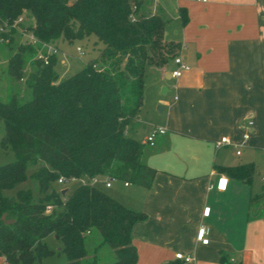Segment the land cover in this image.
<instances>
[{
  "label": "trees",
  "instance_id": "obj_1",
  "mask_svg": "<svg viewBox=\"0 0 264 264\" xmlns=\"http://www.w3.org/2000/svg\"><path fill=\"white\" fill-rule=\"evenodd\" d=\"M142 5L143 0H0V22L9 28L3 38L27 32L58 48L93 38L98 49L93 61L66 78L56 71L58 55L48 65L36 58L39 46L22 44L9 58V74L24 78L28 89L27 96L17 92L0 101L1 145L17 155L0 165V256L9 264H34L51 255L45 243L50 234L61 244L65 264H97V250L90 255L86 248L94 230L102 237L99 246L114 249L112 264H137L132 230L147 219L145 212L103 186L80 183L63 194L55 184L61 176H113L152 185L158 170L145 161L147 143L131 131L139 126L147 67L167 66L179 44L165 38L167 19L145 13ZM182 21H188L185 12ZM225 169L247 183L253 178L252 163ZM30 179L43 196L20 187Z\"/></svg>",
  "mask_w": 264,
  "mask_h": 264
},
{
  "label": "crops",
  "instance_id": "obj_2",
  "mask_svg": "<svg viewBox=\"0 0 264 264\" xmlns=\"http://www.w3.org/2000/svg\"><path fill=\"white\" fill-rule=\"evenodd\" d=\"M176 11L172 42L191 69L173 78L172 60L145 80L143 106L167 132L145 156L158 170L151 187L136 186L125 203L147 214L132 230L137 264L179 252L193 257L184 264H264V208L255 212L264 207V0H177ZM141 120L135 131L146 143L152 129ZM223 137L230 143L217 147ZM251 163L249 183L225 169ZM222 175L225 191L216 188ZM202 226L209 244L197 239Z\"/></svg>",
  "mask_w": 264,
  "mask_h": 264
},
{
  "label": "rangeland",
  "instance_id": "obj_3",
  "mask_svg": "<svg viewBox=\"0 0 264 264\" xmlns=\"http://www.w3.org/2000/svg\"><path fill=\"white\" fill-rule=\"evenodd\" d=\"M142 8L146 11L158 12V14L162 15L165 19H167V25L165 29V38L167 40L175 41L179 39H177L176 31L178 28L174 19V17L177 15V0H143ZM1 37L2 33L0 31V101L8 102L14 93L20 92L22 95H28V89L25 85V79L17 81L13 79L9 74V58L20 45L26 44L29 38L26 34L19 31L14 35L13 38L9 40V42L2 41ZM78 47H82L84 49L86 53L84 56L80 55L77 50ZM61 50V53L58 54V62L56 64V71L61 78L69 77L75 74L77 71L81 70L86 65V63L91 61V59L95 58L98 53V49L94 46L93 38L79 40L72 45L66 43L65 45H63ZM28 68H30V66ZM154 68L155 67L148 66L146 69L145 80L147 84H150V82L156 77V70ZM155 108L156 110H158L157 106ZM141 116L142 127L146 128L145 132H148V130H151L156 127L157 123L151 120L153 117H151V114L148 115L145 106H142L138 117ZM147 118H149L150 120ZM131 134L137 139L140 138V135L137 134L135 130L131 131ZM4 135L5 126L4 123L0 121V165L11 163L17 160V155L13 151L11 146L7 148L2 147L1 141ZM151 147L152 146L147 144L146 152H148ZM34 170L35 167H32L29 170V174L31 175ZM77 184L79 183L61 186L57 182L55 185L58 189H65L66 187H74ZM136 186L138 185L132 184V186L128 187L125 185V181L116 179L113 181L112 187H104V189L123 203H126L127 199L131 195V192ZM20 187L31 188L34 194L38 196H43V194L38 191L36 182L32 179L28 180ZM16 190H11L7 193L14 194ZM263 208V206H261L260 209L258 207L256 208L255 212H258ZM101 241L102 237L100 233L97 230H94L87 237L86 248L91 253L90 255H93L97 250V264H110L115 261L116 253L114 249H112L107 244L99 246ZM45 243L47 247L50 250H53L54 252L51 255L43 257L41 260L35 261L34 264H64L67 262L66 254L59 250L61 245L58 242L55 234H50L49 236H47L45 238ZM1 263L2 260H0V264Z\"/></svg>",
  "mask_w": 264,
  "mask_h": 264
},
{
  "label": "built area",
  "instance_id": "obj_4",
  "mask_svg": "<svg viewBox=\"0 0 264 264\" xmlns=\"http://www.w3.org/2000/svg\"><path fill=\"white\" fill-rule=\"evenodd\" d=\"M8 30H9L8 25L6 23L3 24L0 22L1 33L5 34L6 32H8ZM24 34H26L29 38V40L27 41V44L39 46L38 54H37L36 58L41 60L45 65L50 64L51 57L53 55H58L62 51V50H60V48H58L56 46L40 42L32 33L25 32ZM1 40L5 41V42H9L10 39L1 37ZM77 50L81 56H84L86 54L82 47H78ZM173 61L177 65V68L172 71V77L173 78H179L180 76H182L184 71L191 69V66L188 63H186L182 57H180L178 55L173 59ZM21 80H24V78ZM166 132H167V130L163 127H160V126L154 127L150 131L149 135L147 136L146 143L150 144V145H154V141H155L156 137L160 134H165ZM224 143H230L229 138L223 137L219 142H217V147L223 145ZM238 154H241V150H238ZM262 179L264 181V175L262 176ZM114 180H116V179L113 176H105V177L95 176V177H90V178H88V177L67 178L65 176H61L58 180V183L61 186H66V185H71V184H76V183H79V184L83 183V184H90L92 186H103V187L110 188L113 186ZM125 184H126V186H128L130 183L126 182ZM227 186H228V177H226L224 175L220 176L218 179L216 188L220 191H225L227 189ZM211 187H213V185ZM50 210H51V207L48 208V211H50ZM210 211H211V208L206 207L204 209V214L209 215ZM207 233H208V230L204 226L200 227L198 230L197 239L199 241H201L203 244H209L210 240L207 237ZM176 258L182 260L184 263H188V262H191L193 260L192 256L186 255V254L181 253V252L176 254Z\"/></svg>",
  "mask_w": 264,
  "mask_h": 264
},
{
  "label": "water",
  "instance_id": "obj_5",
  "mask_svg": "<svg viewBox=\"0 0 264 264\" xmlns=\"http://www.w3.org/2000/svg\"><path fill=\"white\" fill-rule=\"evenodd\" d=\"M91 61H93V60H91ZM158 110L160 111V109H158ZM67 190H68L67 188L63 189L62 193L65 194L67 192Z\"/></svg>",
  "mask_w": 264,
  "mask_h": 264
}]
</instances>
